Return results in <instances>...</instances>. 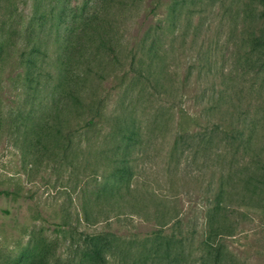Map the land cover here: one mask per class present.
<instances>
[{
	"label": "trees",
	"instance_id": "16d2710c",
	"mask_svg": "<svg viewBox=\"0 0 264 264\" xmlns=\"http://www.w3.org/2000/svg\"><path fill=\"white\" fill-rule=\"evenodd\" d=\"M186 1L173 0L172 11L181 14ZM252 1L250 25L235 51L237 69L230 73L213 71L212 64L203 58L198 63L200 68L192 71L197 67L198 57H191L186 72L175 76L171 66L178 61L169 60L157 30H146L140 38L126 37L121 44V57L108 63L106 75L97 70L84 71L75 77L65 75L63 59L59 57L58 65L54 60H45L44 45L38 35L27 34L18 41L9 61L0 58V101L15 107L43 105L45 110L38 117L41 123L34 133L53 163L78 168L80 163L74 153L81 147L76 136L88 131L96 134L86 148V169H91L93 176L98 169H105L112 176L96 182L94 201L89 209H84L85 221L94 226L114 218L138 217L152 223L141 239H134L142 241L143 249L134 262L180 264L183 245L192 246L194 252L197 247L217 252L213 238L232 234L248 217L246 210L264 215V0ZM102 47L114 52L111 36L96 47L97 55ZM0 50L6 51L1 41ZM115 68L122 70L118 86H107ZM136 82L141 89L133 95L135 86L130 85ZM193 82L196 90L190 94ZM3 88L9 89L8 94ZM115 90L120 91V97L114 105ZM144 91H152L161 101L168 100L166 109L175 114L170 157L176 169L192 168L199 159L208 181L203 190L212 194L211 212L226 211L224 220L209 213L204 227L206 236L198 239L197 245L194 226L190 223L184 229L176 205L164 193L131 184L136 169L151 168L159 154L154 143L165 134L163 106L150 113L140 109ZM176 97L183 105H175ZM9 116L13 120L30 118L20 111ZM188 157L191 160L184 165ZM144 161L147 163L141 167ZM210 169H219L215 191L209 182ZM223 169H235L233 185L227 193ZM117 181H123V186H117ZM0 196L16 198L19 192L0 188ZM78 234L77 240L84 247L72 246L66 264H109L117 257L118 264H127L125 241L117 231L96 228ZM41 244L43 248L48 246L46 239ZM28 256H21L14 264H48L42 248ZM183 258V264H193L194 253L190 248Z\"/></svg>",
	"mask_w": 264,
	"mask_h": 264
},
{
	"label": "rangeland",
	"instance_id": "374dc122",
	"mask_svg": "<svg viewBox=\"0 0 264 264\" xmlns=\"http://www.w3.org/2000/svg\"><path fill=\"white\" fill-rule=\"evenodd\" d=\"M172 4L173 0H0V41L6 45V51L0 50V58L9 61L18 41L27 34L38 35L44 45L45 60H54L58 65L59 57L63 59L65 75L75 77L95 70L106 75L108 63L121 57V44L126 37L140 38L146 30H157L158 40L168 50L169 60L178 61L174 64L177 67L171 66L175 76L186 72L191 57H198L197 67L192 71L200 68L198 63L202 58L212 64L213 71H235V51L250 25L253 1L187 0L181 14L172 11ZM109 36L114 52L102 47L97 55L96 47ZM97 62L100 63L98 69ZM113 74L107 86H118L122 70L115 68ZM133 86V95H136L141 84L136 82L130 88ZM189 89L193 94L196 84L193 82ZM2 90L8 94L9 89ZM142 96L144 102L140 109L144 113L163 106L165 134L154 143L159 154L154 157L151 168L136 169L131 184L164 193L176 205L177 217L182 218L181 223L184 221V229L190 223L194 226V245H197V240L206 236L204 227L209 213L224 220L226 211L211 212L212 194L203 190L208 181L205 169H200L199 159L192 168H184L191 160L188 157L182 164L184 169H176L170 157L175 114L166 109L169 101H161L152 91H144ZM119 97L120 91L115 90L114 105ZM177 100L178 97L174 102L177 107L183 105ZM42 106L35 103L31 108L25 104L15 107L5 100L0 101V188L19 192L16 198L0 196V264H14L21 256L30 257L39 248L46 252L48 264H66L72 246L84 247L82 241L77 240L78 231L90 232L96 228L117 231L122 236L127 264H145L134 262L143 250L142 241L134 239H141L152 223L138 217L133 220L114 218L94 226L85 221L84 209H89L94 201L96 182L105 179L104 176L108 179L112 176L105 169L96 170L94 176L91 169H86V148L96 134L88 131L76 136L81 147L74 153L80 163L78 168L53 163L34 133L41 123L38 117L45 110ZM16 111L33 119L13 120L9 114L14 115ZM146 163L142 162L141 167ZM210 170L209 182L215 191L218 190L219 169ZM234 170L223 169L228 182L225 193L232 188ZM117 182V186H123V181ZM246 212L248 217L243 218L241 226L232 234L213 238L217 252L213 248L207 252L199 247L194 252L192 246L183 245L179 263H184L183 256L190 248L194 253L193 264H264V215L260 211ZM43 239L48 243L44 248ZM117 259L109 264H118Z\"/></svg>",
	"mask_w": 264,
	"mask_h": 264
}]
</instances>
